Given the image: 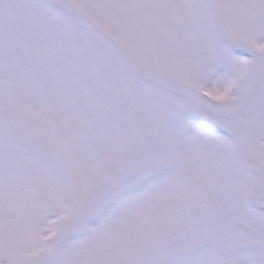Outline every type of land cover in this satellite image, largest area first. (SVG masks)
Instances as JSON below:
<instances>
[{"label": "snow or ice", "instance_id": "6c2138e0", "mask_svg": "<svg viewBox=\"0 0 264 264\" xmlns=\"http://www.w3.org/2000/svg\"><path fill=\"white\" fill-rule=\"evenodd\" d=\"M0 264H264V0H0Z\"/></svg>", "mask_w": 264, "mask_h": 264}]
</instances>
